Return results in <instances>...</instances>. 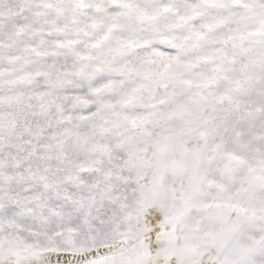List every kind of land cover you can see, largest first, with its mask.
<instances>
[{"label": "snow or ice", "instance_id": "snow-or-ice-1", "mask_svg": "<svg viewBox=\"0 0 264 264\" xmlns=\"http://www.w3.org/2000/svg\"><path fill=\"white\" fill-rule=\"evenodd\" d=\"M0 264H264V0H0Z\"/></svg>", "mask_w": 264, "mask_h": 264}]
</instances>
